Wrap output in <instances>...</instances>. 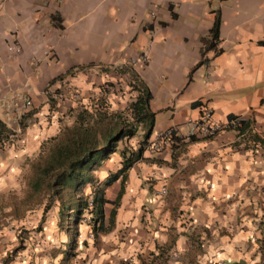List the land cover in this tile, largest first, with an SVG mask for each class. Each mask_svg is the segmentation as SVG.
<instances>
[{"label": "crops", "instance_id": "1", "mask_svg": "<svg viewBox=\"0 0 264 264\" xmlns=\"http://www.w3.org/2000/svg\"><path fill=\"white\" fill-rule=\"evenodd\" d=\"M216 15L217 41L206 49ZM130 61L151 94L149 140L168 128L182 136L184 121L205 105L220 124H248L178 137L152 155L146 145L102 191L100 225L82 220L81 232L77 224L68 247L76 264H264V0H0V120L13 133L0 148V191L20 185L22 161L71 126L90 99L122 110L121 95L98 94ZM62 83L80 91L79 101L59 95ZM15 94L31 105L6 115L3 102ZM118 152L110 156L117 155L114 173L94 177L106 161L93 172L98 183L121 168ZM23 247L3 250L0 264H34ZM69 249L65 259L57 251L56 264H66ZM13 252L14 260L3 259Z\"/></svg>", "mask_w": 264, "mask_h": 264}, {"label": "trees", "instance_id": "2", "mask_svg": "<svg viewBox=\"0 0 264 264\" xmlns=\"http://www.w3.org/2000/svg\"><path fill=\"white\" fill-rule=\"evenodd\" d=\"M218 26L219 17L216 15L206 49L215 46ZM125 73L130 77L129 92L135 94L131 99L129 97L130 102L128 100L122 110L109 111L105 100L90 99L87 108L77 113L72 125L64 127L57 137L50 139L51 145L45 151L41 165L36 167V178L30 182L33 192L36 193L40 185L50 192L49 197L57 203L58 227L62 228L64 222L70 221L73 237L77 236L76 226L83 215H86L83 220L91 228L100 225L102 208L107 202L102 198V191L140 158L151 135L155 114L149 108L150 91L132 66L126 68ZM247 124L248 120H242L240 127ZM138 133L142 134V140L137 149L117 151L119 143L128 142ZM12 135L0 120V148L11 143ZM116 152L121 159V168L98 183L93 172ZM86 186L91 189L88 196L83 193Z\"/></svg>", "mask_w": 264, "mask_h": 264}, {"label": "rangeland", "instance_id": "3", "mask_svg": "<svg viewBox=\"0 0 264 264\" xmlns=\"http://www.w3.org/2000/svg\"><path fill=\"white\" fill-rule=\"evenodd\" d=\"M126 66L127 67L119 71L124 72L126 68L131 67L130 62L126 63ZM119 71L116 70L113 72L114 82L104 83L100 87L98 98L112 94L114 96L112 100L115 101V97H117V95H121L117 97L121 100L118 101V104L123 105L129 100L128 82L130 77L129 74H120ZM118 74L121 76V80H117L116 77ZM73 120H75V116ZM158 121L163 123L166 119L161 117L158 118ZM67 123H69V121H67ZM136 141L137 138L132 139L128 142L129 144L126 145L127 147L124 148L119 146V149H124L125 151L132 149V146H136ZM51 142L52 141L50 140L47 141L43 150L40 149L38 154L26 161H22V165L20 166V185L16 188L8 189L7 191H0V242H3L1 244L2 249L0 250V258L3 256L4 251H10L14 248L15 252L23 246L24 247L22 249L27 248L29 254L33 253L31 259L34 261V264L42 261L43 258L46 259L44 264H56L57 259L60 258L59 254H57L58 250L65 251L62 253V257L64 259L67 255L66 252L68 251V246L71 243V234H73L70 221L64 222L62 224V228L58 227L56 223L58 222L57 203L49 197L50 192L47 191L43 185H40L38 191L35 193L32 191L30 186V182L36 178V167L41 165L45 156V151L51 145ZM112 157H115V159ZM112 157L106 160V162L102 164L101 168L94 173V177L97 180L100 181L102 176L105 174H112L118 168L117 155H113ZM111 190L112 189L107 191V193H111ZM83 217L86 218V215L82 216V219L79 221L81 225L78 226V229H81V232L83 231L82 229H84V225L82 223ZM83 221L85 222V220ZM82 237L83 235L80 233V236H78L79 242L82 240ZM3 239L7 240L3 241ZM20 241L23 242L21 243ZM41 250L48 259L40 254ZM14 252L10 256L9 254H6L3 259L14 260V258H16L19 254L18 252L15 255ZM69 252L71 254L76 253L75 249H69ZM53 254H55V258L53 260L49 259V257L52 258ZM69 257L70 259L67 261V264L69 262H74L76 264L77 258L75 255L72 254V256Z\"/></svg>", "mask_w": 264, "mask_h": 264}, {"label": "built area", "instance_id": "4", "mask_svg": "<svg viewBox=\"0 0 264 264\" xmlns=\"http://www.w3.org/2000/svg\"><path fill=\"white\" fill-rule=\"evenodd\" d=\"M8 50L10 52H17V44L16 42L11 43L8 46ZM137 62L140 64L146 63V58L144 56H139L136 58ZM130 64L132 62L130 61ZM61 97H66L68 99L79 101L80 99V91L77 88L70 86L69 84L62 83V91L59 93ZM31 105L30 101L23 97L22 95L15 94L10 101L3 102V109L6 112V115L11 112H15L13 108H17L19 106L20 109H25ZM243 119L241 118H232L228 120L224 124H220L216 122L212 118V110L206 105L202 107V112L197 118H187L184 125V133L183 135H177L175 130L172 128L165 129L163 131L157 132L153 135L149 144L146 148L149 155L160 152L165 148H169L178 137H182V139L192 140L196 138H211L222 131H227L230 129L237 128L240 126V122ZM157 195H163L165 191L161 189L157 192ZM68 264H75L68 263Z\"/></svg>", "mask_w": 264, "mask_h": 264}, {"label": "clouds", "instance_id": "5", "mask_svg": "<svg viewBox=\"0 0 264 264\" xmlns=\"http://www.w3.org/2000/svg\"><path fill=\"white\" fill-rule=\"evenodd\" d=\"M11 137V136H10ZM149 140V139H148ZM148 144H149V141H148V143H147V146H148ZM147 148V147H146Z\"/></svg>", "mask_w": 264, "mask_h": 264}]
</instances>
